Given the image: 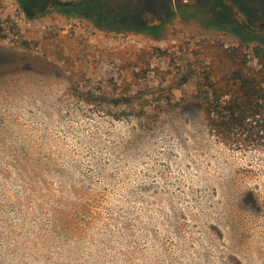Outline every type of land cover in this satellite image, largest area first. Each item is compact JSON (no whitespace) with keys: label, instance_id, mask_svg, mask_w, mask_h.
Segmentation results:
<instances>
[{"label":"rangeland","instance_id":"obj_1","mask_svg":"<svg viewBox=\"0 0 264 264\" xmlns=\"http://www.w3.org/2000/svg\"><path fill=\"white\" fill-rule=\"evenodd\" d=\"M56 1L0 0V264H264V140L203 110L264 0Z\"/></svg>","mask_w":264,"mask_h":264},{"label":"trees","instance_id":"obj_2","mask_svg":"<svg viewBox=\"0 0 264 264\" xmlns=\"http://www.w3.org/2000/svg\"><path fill=\"white\" fill-rule=\"evenodd\" d=\"M56 2L73 4L71 1ZM257 49L259 69L241 72L228 69L226 60L219 61V70L232 83L208 84L210 98L203 109L205 118L214 134L226 144L242 145L256 137L264 140V46L259 44ZM218 55L229 56L225 52ZM241 78L242 83H233Z\"/></svg>","mask_w":264,"mask_h":264}]
</instances>
